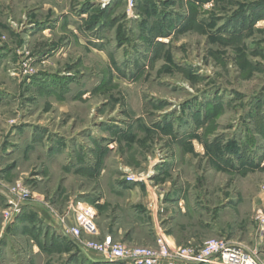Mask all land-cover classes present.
<instances>
[{"label": "rangeland", "instance_id": "1", "mask_svg": "<svg viewBox=\"0 0 264 264\" xmlns=\"http://www.w3.org/2000/svg\"><path fill=\"white\" fill-rule=\"evenodd\" d=\"M79 204L99 240L264 260V0H0V264H114Z\"/></svg>", "mask_w": 264, "mask_h": 264}, {"label": "built area", "instance_id": "2", "mask_svg": "<svg viewBox=\"0 0 264 264\" xmlns=\"http://www.w3.org/2000/svg\"><path fill=\"white\" fill-rule=\"evenodd\" d=\"M129 180L139 178L130 176ZM14 195V194H13ZM9 203L18 208L24 202L16 195ZM81 204L74 207L67 215L69 224L63 229L75 238L93 255L114 264H264L257 255L245 248L231 244L223 238L206 240L199 246L184 247L171 245L166 239L158 236L156 246H130L115 241L111 235L97 239L99 229L92 207L84 211Z\"/></svg>", "mask_w": 264, "mask_h": 264}, {"label": "crops", "instance_id": "3", "mask_svg": "<svg viewBox=\"0 0 264 264\" xmlns=\"http://www.w3.org/2000/svg\"><path fill=\"white\" fill-rule=\"evenodd\" d=\"M46 212H47V217H48V219H50V220H52L53 218H52V216H51V214L46 210ZM54 221V220H53ZM58 225H60L59 223H58ZM262 231L264 230V225H262L261 226V228H260ZM109 235V234H108ZM169 239H172V241L173 242H175V239H174V237L173 236H170V237H168ZM264 251V250H263Z\"/></svg>", "mask_w": 264, "mask_h": 264}, {"label": "bare ground", "instance_id": "4", "mask_svg": "<svg viewBox=\"0 0 264 264\" xmlns=\"http://www.w3.org/2000/svg\"><path fill=\"white\" fill-rule=\"evenodd\" d=\"M160 41L165 42V39H160ZM168 241V240H167ZM169 242V241H168ZM170 243V242H169ZM172 245V243H170Z\"/></svg>", "mask_w": 264, "mask_h": 264}, {"label": "trees", "instance_id": "5", "mask_svg": "<svg viewBox=\"0 0 264 264\" xmlns=\"http://www.w3.org/2000/svg\"><path fill=\"white\" fill-rule=\"evenodd\" d=\"M203 1H209V0H203Z\"/></svg>", "mask_w": 264, "mask_h": 264}]
</instances>
